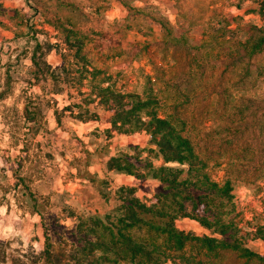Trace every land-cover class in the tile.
<instances>
[{
	"label": "rangeland",
	"instance_id": "rangeland-1",
	"mask_svg": "<svg viewBox=\"0 0 264 264\" xmlns=\"http://www.w3.org/2000/svg\"><path fill=\"white\" fill-rule=\"evenodd\" d=\"M260 3L0 0V264H133L121 232L151 236L148 264H264V53L239 50ZM154 112L198 159L163 158ZM148 221L192 238L170 248Z\"/></svg>",
	"mask_w": 264,
	"mask_h": 264
},
{
	"label": "trees",
	"instance_id": "trees-1",
	"mask_svg": "<svg viewBox=\"0 0 264 264\" xmlns=\"http://www.w3.org/2000/svg\"><path fill=\"white\" fill-rule=\"evenodd\" d=\"M261 9L263 8L264 10V0H261ZM240 8V6L238 7ZM152 19L155 21H158V23L162 26V28L165 29L168 35H171L172 28L171 26H168V22L163 18L155 17V15H151ZM250 35L245 38L244 41L240 42L241 45V50L240 52L242 56H248L250 58L254 57L255 55L264 53V26H258V25H250ZM124 96V95H123ZM134 95L132 94H127V97H133ZM136 96V95H135ZM125 97V96H124ZM151 97V98H150ZM147 97L143 101L138 102V106H146L149 104V99H153L152 103H159L158 99L156 96H150ZM138 106H135L134 109L139 108ZM140 107V108H141ZM133 109V110H134ZM149 121L144 120L143 122L147 126V129L151 133H162L161 136L158 139L157 146L160 148V153L163 156V158L166 161H179L182 162L186 158H194L198 159L197 153L193 151V148L191 147V139L188 137L183 136L181 131H176L175 130V125L174 123L170 120L173 116L172 114H168L167 117H161L158 115L157 112H154L153 114L148 115ZM183 127H185L186 123L183 120L178 121ZM187 146V147H186ZM187 148L190 154L185 152L184 148ZM118 169H126L124 167H119L118 165L115 167ZM213 184H217L213 182ZM229 181L226 182L225 186L222 187L221 190V195L223 194H228L230 189H229ZM175 190V189H174ZM134 208H139V209H146L145 206L140 205L138 201L135 202H130L129 207L127 208L126 212L128 214V220H130V223L132 225H136L137 222H142L144 220L143 217H137L136 211H134ZM137 210V209H135ZM166 217L168 215H165ZM151 220V219H148ZM201 223L207 227H211V223L209 221H206L205 219L200 220ZM145 225L149 226L151 229H155L154 233L159 232L161 234H165L167 237L164 238V245L169 246L170 248H183L185 245V241H188L192 238V235L190 233H186L182 230H178L175 227H173L172 223H167L164 227L156 226L153 221H148V223H144ZM228 231L224 229H220V233L222 235H225ZM119 242L111 240L110 243H112V246L118 248L115 251V254L117 252H124L125 256L128 255L132 258L133 264H148L153 261L154 257V247L157 245L154 243V241H151V236L149 239L146 240H140L142 242L136 241L131 235L125 234L123 232L119 233ZM46 240H49V236H46ZM201 240L202 246H206L208 250H216V248H221L222 250H227V249H233L237 250L236 247L233 244H229L228 241L226 240H220L212 237H207L205 236L204 238H199ZM48 243V241H46ZM214 243L219 244V246H214ZM149 245L150 247H147L146 245ZM157 250V248H155ZM49 252L48 250V245H46V249L42 252ZM242 255L250 254L254 255L252 253L243 252L241 251ZM48 254V253H46ZM260 259H264L262 256H258ZM139 260L138 263H136V260Z\"/></svg>",
	"mask_w": 264,
	"mask_h": 264
}]
</instances>
